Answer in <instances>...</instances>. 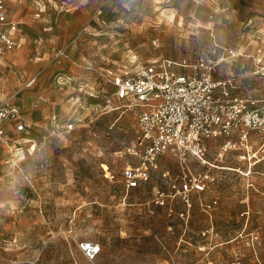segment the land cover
I'll list each match as a JSON object with an SVG mask.
<instances>
[{"label": "rangeland", "instance_id": "rangeland-1", "mask_svg": "<svg viewBox=\"0 0 264 264\" xmlns=\"http://www.w3.org/2000/svg\"><path fill=\"white\" fill-rule=\"evenodd\" d=\"M13 12L23 44L0 60V97L18 98L26 128L0 151V264H264V158L247 170L212 145L214 168L190 163L210 177L205 190L189 205L170 201L172 214L153 200L181 175L172 158L125 193L138 110L99 74L159 57L193 60L214 42L251 52L264 39V0H98L61 51L64 12L46 3L37 14L31 0ZM232 70L243 92L264 95L245 58ZM238 166L242 173L225 168ZM82 240L101 244L95 260L83 256Z\"/></svg>", "mask_w": 264, "mask_h": 264}, {"label": "built area", "instance_id": "built-area-1", "mask_svg": "<svg viewBox=\"0 0 264 264\" xmlns=\"http://www.w3.org/2000/svg\"><path fill=\"white\" fill-rule=\"evenodd\" d=\"M11 1L0 0V57L21 45V24L10 15ZM242 58L249 64L251 76L264 79V39L251 52L214 42L192 61L158 58L99 73L113 85L117 99L130 101L138 110L131 149L137 161L121 168L125 193L145 187L159 170L160 160L172 158L179 164L181 175L172 179L168 192L156 189L153 196L156 204L172 214V201L189 205L192 192L205 190L210 177L192 173L190 163L214 168L208 159L212 145H218L220 156L235 152L236 160L247 170L264 158V95L243 92L242 77L232 70ZM12 100L6 97L0 103V151L7 141V121H16L17 131L26 128ZM225 168L242 173L240 166ZM160 174L169 178L168 170ZM79 249L93 261L101 244L82 240ZM137 264L158 263L148 260Z\"/></svg>", "mask_w": 264, "mask_h": 264}, {"label": "crops", "instance_id": "crops-1", "mask_svg": "<svg viewBox=\"0 0 264 264\" xmlns=\"http://www.w3.org/2000/svg\"><path fill=\"white\" fill-rule=\"evenodd\" d=\"M22 1L23 0H12L11 3H10V15L16 20H17V16L13 12V10L15 8L19 7V5H21ZM97 2H98V0H75V1H73L72 4H71L70 0H68L66 2H64V0H63V1H61V3H58L57 0H49L48 2H46L48 4V7L52 6L55 10H58L59 12H64L63 14H61V16L56 21V23L58 22V26L60 27L58 29L59 34L57 36V43H58V50L59 51L63 50V46H61V43L67 39V37L69 36V32H70L71 28L73 26L79 24V23H84V25L87 23V20L90 17L85 15V13H88L89 11H91L92 8H93V5L95 3H97ZM31 3H32V6L35 8V11H37L36 12L37 14L41 13V11L43 12V10L45 9V4L46 3L43 0H31ZM62 4L66 5V8L68 6L71 7V5H73V6L75 5V6L78 7L79 11H77L74 14H72V13L71 14H67V12H69L68 11L69 8L65 10V8H64V6ZM22 44H23V34L21 35V45ZM19 47H17V48H19ZM56 47H57V44H56ZM13 51L5 53V55L0 57V60H2L4 58H6L7 56H9L10 55L9 53H12ZM159 58H169V57H159ZM156 59H158V58H156ZM169 59H174V58H169ZM177 59H181V58H177ZM177 59H175V60H177ZM152 60H154V59H152ZM150 61L151 60H148L147 62H150ZM190 61H192V60H190ZM76 63H77V61L74 60L72 64L76 65ZM140 64H144V63H140ZM133 65H135V64H133ZM133 65H129V66H133ZM119 70H121V69H119ZM31 84H29L27 86H30ZM6 97L7 96L2 97V98L0 97V103ZM12 102L19 107L20 113L23 116V111L21 110V105H20V101L18 100V98L14 97ZM23 119H24V121L26 123V120H25L24 116H23ZM5 126H6V134H7L6 136H8V134L12 130L13 131H17V129H16V121H12V120L11 121H7Z\"/></svg>", "mask_w": 264, "mask_h": 264}]
</instances>
